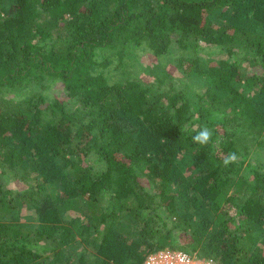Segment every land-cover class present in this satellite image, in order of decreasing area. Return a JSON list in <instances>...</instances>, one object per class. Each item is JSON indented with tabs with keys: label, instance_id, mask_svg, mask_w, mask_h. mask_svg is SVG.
I'll return each mask as SVG.
<instances>
[{
	"label": "trees",
	"instance_id": "1",
	"mask_svg": "<svg viewBox=\"0 0 264 264\" xmlns=\"http://www.w3.org/2000/svg\"><path fill=\"white\" fill-rule=\"evenodd\" d=\"M163 247L264 264V0H0V264Z\"/></svg>",
	"mask_w": 264,
	"mask_h": 264
},
{
	"label": "built area",
	"instance_id": "2",
	"mask_svg": "<svg viewBox=\"0 0 264 264\" xmlns=\"http://www.w3.org/2000/svg\"><path fill=\"white\" fill-rule=\"evenodd\" d=\"M142 264H215V262L182 249L163 247L148 252Z\"/></svg>",
	"mask_w": 264,
	"mask_h": 264
},
{
	"label": "clouds",
	"instance_id": "3",
	"mask_svg": "<svg viewBox=\"0 0 264 264\" xmlns=\"http://www.w3.org/2000/svg\"><path fill=\"white\" fill-rule=\"evenodd\" d=\"M210 137V132L205 129L199 133L198 136H196L194 139L198 140L200 143H206ZM233 157H229V159H232ZM229 159L225 160V163L229 162Z\"/></svg>",
	"mask_w": 264,
	"mask_h": 264
},
{
	"label": "rangeland",
	"instance_id": "4",
	"mask_svg": "<svg viewBox=\"0 0 264 264\" xmlns=\"http://www.w3.org/2000/svg\"><path fill=\"white\" fill-rule=\"evenodd\" d=\"M177 70H178L177 68L173 67V71H174V72H177ZM25 211H26V210H25Z\"/></svg>",
	"mask_w": 264,
	"mask_h": 264
}]
</instances>
